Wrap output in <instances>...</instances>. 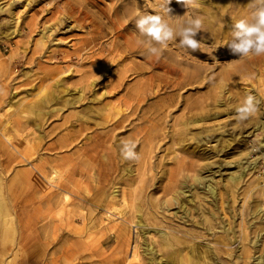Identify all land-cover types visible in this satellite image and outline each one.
Masks as SVG:
<instances>
[{
    "label": "rangeland",
    "instance_id": "374dc122",
    "mask_svg": "<svg viewBox=\"0 0 264 264\" xmlns=\"http://www.w3.org/2000/svg\"><path fill=\"white\" fill-rule=\"evenodd\" d=\"M249 3L0 0V264H122L133 245L137 264H148L146 244L166 257L161 231H199L165 203L178 191L171 175L175 184L186 177L184 200L204 195L194 176L213 183L220 235L237 233L243 197L248 211L259 205L245 218L258 219L264 240V56L239 58L224 46ZM163 6L172 25L201 18V44L192 52L177 36L149 68L135 19ZM167 61L174 70L163 74ZM248 95L258 110L240 121ZM124 140L135 142L137 159L122 157ZM252 160L256 169L243 171ZM242 171L233 185L228 177ZM187 214L197 220L195 209Z\"/></svg>",
    "mask_w": 264,
    "mask_h": 264
},
{
    "label": "bare ground",
    "instance_id": "6f19581e",
    "mask_svg": "<svg viewBox=\"0 0 264 264\" xmlns=\"http://www.w3.org/2000/svg\"><path fill=\"white\" fill-rule=\"evenodd\" d=\"M72 11L73 9L66 11V15L69 17ZM184 21H186V19H184ZM171 23L172 22H169V24L174 29H176L179 25V24L176 25L175 23H174L175 25H172ZM133 45L137 48L136 44L133 43ZM141 48L142 46L138 47L139 50ZM122 49L132 51L133 46L125 45L124 47H122ZM139 50L138 51L136 50V51L140 52ZM158 60H159L158 56L151 55L150 58H148L145 62L149 65V68H152L154 65L157 64ZM173 63L174 61H170V62L167 61L166 63L164 62L159 63V65L165 66L166 68L163 74H167V72H172L171 69L174 70ZM261 144L264 145V143H261ZM257 165L258 163H256L255 161L253 160L249 161L247 162L245 168H243V171L247 169L248 170L256 169ZM204 169L205 167L203 166L200 167L201 171ZM243 171L239 174L231 173V175L228 177L229 181H231L233 185L235 183L236 184L239 183L240 182L239 180L241 179ZM183 178H184L183 181H180L178 184H175L176 183L174 181L175 178L173 175H171V178H170L171 181L168 182L170 185L168 184V186L171 187L174 185L175 187H177L176 190L178 191H175L174 193H172L171 196L165 201V203L166 204H171V203L177 204L182 211L183 216L181 215V217L183 219H186L187 222L189 221L191 224L197 227L199 231L182 230L181 228H178V227H173L172 229L169 228L168 230L170 232H166L164 230L161 231L160 239L158 242V245L161 248L159 251L162 252L163 249H168V248H170V250L165 254L166 257L161 256L160 259L157 260L154 257L156 251H154V249L150 245H147L145 243L146 245L143 251L145 252L146 255L149 256L148 264H153V263L154 264H167V263H170V264H220V260L222 261L227 260L226 262H228L229 260L228 258L230 257L235 259L234 264H264V240L263 241L261 240V237H263L261 236V232L263 231V229H261L256 224L257 223L256 220H258L257 218H253L252 221H246V218H245L248 212L252 217H254V215H256L257 213L260 214L261 207L259 205H254L253 209L248 211L249 207L244 205V203H248L249 201L245 200L246 196L243 197L242 204L238 212V217L240 219V222L237 227V233L233 234L232 236L231 235L228 236L227 233L233 232V231L232 229H225L221 232V235H220V222H221L220 221V209L218 208V206H216V196L212 195L214 193L213 183H211L209 180L206 181L205 178L201 177L199 174L197 176H194L192 178L193 188L194 187L197 188L199 186V189H202L204 191V195L199 196L197 193H195V199L189 198L188 200H184L182 196H184V192H185L183 191V189L186 187L185 181H184L186 180L185 179L186 177L183 175ZM207 199H210L209 202L211 203V207H212V210L208 216L206 215V213L208 212H206V209L203 206V202H206ZM186 201H188L189 203L194 201V205L193 206L190 205L191 208L188 207L186 209V204H187ZM191 209L192 210L195 209L196 211V218H197L196 221H193V219H188L189 217H188L187 212L188 211L190 212ZM128 239L129 238H128V232H127L125 236L124 246L121 250L122 253H124L125 251L124 248H126V245H127L126 242L128 241ZM205 241H211L212 245H215V247L214 246L211 247L210 244L205 243ZM235 242L239 244L238 254H236L235 249L231 247L232 244ZM131 247H132L131 248L132 250H131L130 256L129 257L125 256L122 264H137L139 262L140 253H139L137 246L133 245ZM222 251L224 252L225 255L221 254ZM161 259H163V261Z\"/></svg>",
    "mask_w": 264,
    "mask_h": 264
},
{
    "label": "clouds",
    "instance_id": "9594fccd",
    "mask_svg": "<svg viewBox=\"0 0 264 264\" xmlns=\"http://www.w3.org/2000/svg\"><path fill=\"white\" fill-rule=\"evenodd\" d=\"M181 2L186 8L197 3V0ZM247 7L251 11L247 16L233 20L231 38L224 46L239 58H258L264 56V0H250ZM175 16L170 8L163 6L158 14H140L135 19L139 34L147 38L137 42L142 44L150 55L159 56L161 48L177 36L180 38L181 47L192 52L199 50L201 41L196 37L203 29L202 19L199 17L188 19L174 29L166 17ZM259 103L260 101L253 95L246 96L241 106L236 109L237 118L244 121L253 116L258 110ZM135 148V142L124 140L120 154L125 160H135L137 159Z\"/></svg>",
    "mask_w": 264,
    "mask_h": 264
}]
</instances>
